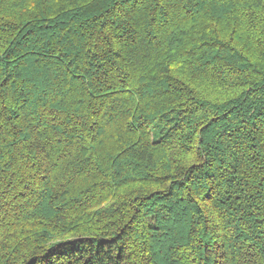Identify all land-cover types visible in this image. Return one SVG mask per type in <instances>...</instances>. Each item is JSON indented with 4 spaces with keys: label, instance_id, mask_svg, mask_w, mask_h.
Returning a JSON list of instances; mask_svg holds the SVG:
<instances>
[{
    "label": "trees",
    "instance_id": "trees-1",
    "mask_svg": "<svg viewBox=\"0 0 264 264\" xmlns=\"http://www.w3.org/2000/svg\"><path fill=\"white\" fill-rule=\"evenodd\" d=\"M0 264H264V0H0Z\"/></svg>",
    "mask_w": 264,
    "mask_h": 264
}]
</instances>
